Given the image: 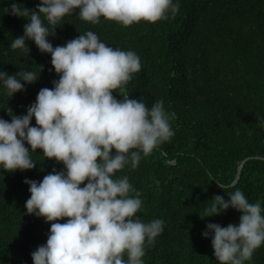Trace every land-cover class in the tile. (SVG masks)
<instances>
[{"label":"trees","instance_id":"1","mask_svg":"<svg viewBox=\"0 0 264 264\" xmlns=\"http://www.w3.org/2000/svg\"><path fill=\"white\" fill-rule=\"evenodd\" d=\"M13 2L35 9L40 0H0V71H33L39 77L34 83L21 81L25 90L11 98L0 82V117L9 121L8 107L26 115L39 90L53 88L52 81L59 79L51 55L41 53L34 41L26 40L30 52L10 47L28 22L6 11ZM173 3L179 5L175 14L169 11L156 23L141 20L128 27L104 17L96 24L83 21L77 9L47 39L55 47L92 31L106 45L139 56L141 70L126 85L129 98L149 108L162 100L165 112L175 113L169 121L174 136L142 155L136 168L126 165L114 177L127 176L141 194L137 215L143 222L164 221L154 244L145 245L143 262L219 264L211 236L202 232L208 223L238 225L242 213L229 208L204 217L214 195L229 199L218 182L233 185L229 192L241 190L250 203L260 202L264 215V159L256 157H264V127L256 116L264 117V0ZM113 95L121 98L118 92ZM31 156L36 162L31 170L8 172L0 166V264H33L31 253L47 240L50 223L27 214L31 194L24 181H42L64 165L45 158L40 149ZM245 264H264V245Z\"/></svg>","mask_w":264,"mask_h":264},{"label":"clouds","instance_id":"2","mask_svg":"<svg viewBox=\"0 0 264 264\" xmlns=\"http://www.w3.org/2000/svg\"><path fill=\"white\" fill-rule=\"evenodd\" d=\"M77 9L83 21L96 24L104 17L128 27L141 20L156 23L169 11L175 14L179 5L173 0H40L28 9L13 2L6 11L28 22L10 47L30 52L26 40L34 41L41 53L51 55L59 79L52 81L53 88L39 90L26 115L8 107L11 120L0 117V166L8 172L34 169L31 153L37 149L64 165L42 181H24L31 194L27 214L50 223L46 243L31 253L33 264H144L145 245L154 244L164 221L143 222L137 215L141 194L127 176L114 177L126 165L136 168L142 155L149 156L174 136L169 121L175 113H166L162 100L149 108L129 98L126 85L141 70L135 52L110 47L92 31L53 47L47 37ZM38 77L33 71H0L10 98L25 90L21 81L34 83ZM256 116L264 127V117ZM218 186L229 199L214 195L204 217L234 208L242 213L240 222L226 227L208 223L202 235L211 236L219 264H245L264 245L261 203H250L239 189L227 191L233 185Z\"/></svg>","mask_w":264,"mask_h":264},{"label":"water","instance_id":"3","mask_svg":"<svg viewBox=\"0 0 264 264\" xmlns=\"http://www.w3.org/2000/svg\"><path fill=\"white\" fill-rule=\"evenodd\" d=\"M256 157H257V158H262V159H264V157H260V156H256ZM245 159H246V158H245ZM245 159L242 160L241 163L239 164V166L237 167V171H236V174H235L234 180L231 182V184L236 183V181L238 180V178H239V174H240V171H241V167H242L243 162L245 161Z\"/></svg>","mask_w":264,"mask_h":264}]
</instances>
